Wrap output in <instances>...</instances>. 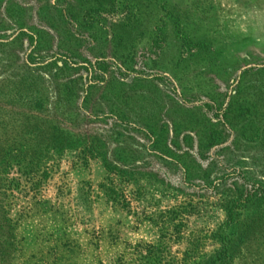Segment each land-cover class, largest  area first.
<instances>
[{
    "label": "rangeland",
    "instance_id": "obj_1",
    "mask_svg": "<svg viewBox=\"0 0 264 264\" xmlns=\"http://www.w3.org/2000/svg\"><path fill=\"white\" fill-rule=\"evenodd\" d=\"M0 264H264V0H0Z\"/></svg>",
    "mask_w": 264,
    "mask_h": 264
},
{
    "label": "trees",
    "instance_id": "obj_2",
    "mask_svg": "<svg viewBox=\"0 0 264 264\" xmlns=\"http://www.w3.org/2000/svg\"><path fill=\"white\" fill-rule=\"evenodd\" d=\"M30 63H32L31 61H29ZM34 63V62H33ZM63 63L64 62H55V65H57L59 68H62V65H63ZM23 65L26 67V69L28 70V71H30V70H33V68H32V65L31 64H29V63H25V62H23ZM44 66H46V65H44ZM35 69V68H34ZM68 133H72L71 131H67Z\"/></svg>",
    "mask_w": 264,
    "mask_h": 264
}]
</instances>
